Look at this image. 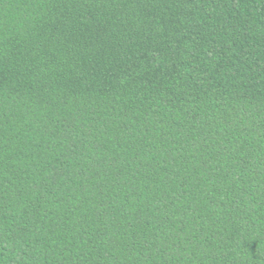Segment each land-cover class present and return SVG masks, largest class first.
Instances as JSON below:
<instances>
[{"label": "trees", "instance_id": "1", "mask_svg": "<svg viewBox=\"0 0 264 264\" xmlns=\"http://www.w3.org/2000/svg\"><path fill=\"white\" fill-rule=\"evenodd\" d=\"M0 264H264V0H0Z\"/></svg>", "mask_w": 264, "mask_h": 264}]
</instances>
